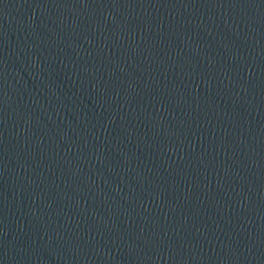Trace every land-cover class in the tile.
<instances>
[{
	"label": "water",
	"instance_id": "95a60500",
	"mask_svg": "<svg viewBox=\"0 0 264 264\" xmlns=\"http://www.w3.org/2000/svg\"><path fill=\"white\" fill-rule=\"evenodd\" d=\"M0 264H264V0H0Z\"/></svg>",
	"mask_w": 264,
	"mask_h": 264
}]
</instances>
